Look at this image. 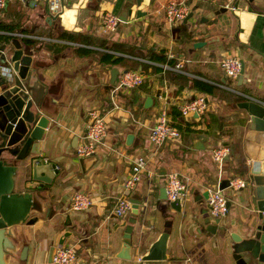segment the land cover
I'll return each mask as SVG.
<instances>
[{
    "label": "crops",
    "instance_id": "0c3cea01",
    "mask_svg": "<svg viewBox=\"0 0 264 264\" xmlns=\"http://www.w3.org/2000/svg\"><path fill=\"white\" fill-rule=\"evenodd\" d=\"M210 1L187 0L188 13L193 14L175 26L164 19L167 0H63V6L58 0L59 12L50 10V14L43 8L44 0H12L0 9V23L12 27L0 29V34L11 35L6 45L16 31L28 34L32 47L44 41L53 44L52 50L40 47L52 100L47 104L51 109L44 112L51 119L50 126L37 145L39 154L59 170L51 188L45 186L43 193L47 192L44 205H59L60 209L49 218H39L38 226L11 227L18 251L27 244L30 249L23 257L8 254V264H54L51 249L58 246L65 231L69 233L62 244L74 245L78 264H234L222 234L203 229L202 219L210 215L207 200L194 201L193 190L204 193L224 178L245 184L250 164L258 158L259 133L248 128L249 117L236 106L242 99L235 100V94L264 102V73L250 64L251 57L259 56L255 49H262L259 30L252 23L262 15L257 16L244 0H215L211 6ZM220 5L224 11L201 21ZM104 10L125 15L126 21L120 20L113 31L101 32ZM199 40L206 44L194 47L192 43ZM225 55L243 60L240 83L237 76L230 78L220 68L219 60ZM180 60L184 68H173ZM114 67L118 74L127 68L143 74L140 85L119 93L118 108L112 107L109 97ZM200 94L207 98L206 112L183 116L178 106ZM147 96L151 101L145 104ZM163 106L181 136L152 145L148 131ZM91 109L106 114L107 132L94 153L97 160L87 161L83 170L76 148L83 140ZM128 133L133 135L129 143ZM221 145L230 151L219 168L212 150ZM137 155H144L147 164L128 193L141 203L130 237L131 257L122 258L118 253L123 246V222L132 208L118 217L114 204L124 193L122 182ZM21 171L15 177L18 190L24 189L25 173ZM171 171L178 172L187 186L181 211L170 208L167 197H161L160 189ZM75 191L91 194L94 203L83 210L68 209ZM223 192L231 205L221 222L225 229L242 233L238 200L242 192L230 186ZM167 223V257L137 261Z\"/></svg>",
    "mask_w": 264,
    "mask_h": 264
},
{
    "label": "water",
    "instance_id": "95a60500",
    "mask_svg": "<svg viewBox=\"0 0 264 264\" xmlns=\"http://www.w3.org/2000/svg\"><path fill=\"white\" fill-rule=\"evenodd\" d=\"M250 10L262 15L261 20L253 21L259 30L262 49H255L259 55L251 57V66L264 73V0H244ZM262 3L261 5H255ZM216 4L210 1V6ZM63 6V0H61ZM50 0H44V10L50 14ZM224 6L211 8L201 21L205 22L209 17L224 11ZM59 10L57 11V13ZM193 11L188 13L184 20L192 16ZM121 21H126V16H119ZM194 47L206 44L205 40L192 43ZM52 50L53 44L44 41L36 47L26 43L24 38L14 36L9 44H0V264H8V254L19 253L21 257L30 249V245H23L18 251L16 243L11 238V227L16 224L39 225V218H49L55 210L60 209L44 205L45 186L51 188L58 168L56 163L44 158L39 154L37 142L41 140L46 128L50 126V117L44 112L51 108L47 104L52 100V84L49 83L47 74L43 69L47 66L43 63L40 55H44L41 48ZM2 60V61H1ZM118 69L111 70V83L118 75ZM244 62L241 60V68L237 75L239 83L242 81ZM151 101L147 96L145 104ZM236 106L244 109L249 117L248 128L259 133L258 158L250 164V170L243 186L238 187L242 193L238 195L239 208L243 219L242 233L229 231L221 222V217L213 220L210 215L203 217V229L222 234L225 240L226 252L231 255L234 264H264V102L244 95V99L237 101ZM132 133L126 135V142L132 139ZM262 146V147H261ZM97 155L91 154L78 157L83 170L85 163L95 162ZM23 170L24 189H16L15 177ZM230 186V179L224 178L219 183V188L225 190ZM161 197L166 198L165 187L160 189ZM198 189L193 190L194 201L202 202L207 198L208 189L199 194ZM198 195V196H197ZM230 197V196H229ZM132 202L131 216L123 222V246L118 256L130 258V237L133 223L136 220L138 207L141 203L139 198L129 197ZM181 200H171L168 206L175 211L182 210ZM231 199L227 197L229 209ZM170 223L149 245L142 260H161L167 257V239ZM65 231L58 240L62 244ZM56 247H52L51 254Z\"/></svg>",
    "mask_w": 264,
    "mask_h": 264
},
{
    "label": "built area",
    "instance_id": "2783aa9c",
    "mask_svg": "<svg viewBox=\"0 0 264 264\" xmlns=\"http://www.w3.org/2000/svg\"><path fill=\"white\" fill-rule=\"evenodd\" d=\"M12 0H0V9L4 8L8 2ZM58 0H50V10L55 13ZM226 6L232 5L228 3ZM189 3L187 0H167L164 5V19L169 26H175L180 23L189 12ZM120 22L117 14L109 10L101 13L99 30L101 32H110L116 29ZM16 37H27L28 34L16 31L12 33ZM42 38V37H38ZM44 39V37L42 38ZM1 58V49H0ZM219 66L224 74L230 78H235L241 68V59L237 55H225L220 58ZM175 69H183L184 61L180 60L172 65ZM143 82V74L138 70L127 68L123 69L118 75L114 83L109 87V97L113 108L119 107L118 95L121 92L128 91L140 85ZM183 116L196 114L202 115L208 109V101L205 95L200 94L189 99L178 106ZM89 122L86 127L83 140L76 148L77 156H87L97 152L99 145L107 132L106 114L99 109H91L88 113ZM181 136L179 129L171 124L169 112L163 106L157 116V119L148 131V140L152 145H159L166 140H178ZM230 147L221 145L212 150V158L219 168L222 166L226 156L229 154ZM147 158L144 155H137L131 163L130 171L122 182L123 195L118 197L114 204V213L118 217L124 216L131 208L132 202L128 197V193L140 181L144 171L146 170ZM56 167H58L56 165ZM244 182L239 179H230V187L238 188L243 186ZM166 197L171 200H183L187 192V186L183 178L178 172L171 171L166 174L164 180ZM208 211L212 218L223 217L228 212L227 195L219 188V184L208 188V196L206 198ZM94 203V197L84 191H75L72 196L68 209L83 210ZM79 258L74 245L60 244L56 246L52 256L54 264H78ZM140 256L137 261H140ZM93 264V263H89Z\"/></svg>",
    "mask_w": 264,
    "mask_h": 264
},
{
    "label": "trees",
    "instance_id": "16d2710c",
    "mask_svg": "<svg viewBox=\"0 0 264 264\" xmlns=\"http://www.w3.org/2000/svg\"><path fill=\"white\" fill-rule=\"evenodd\" d=\"M0 29H3V30H12V27L10 25H7V24H4V23H0ZM14 37V36H12ZM21 38H24L25 41H30L31 39H29L28 37H21ZM11 39V35H7V34H0V43H7L9 40ZM120 57H118L116 60H118ZM202 88L206 89V90H210V87L206 86H201ZM235 100H239V99H243L241 95L239 94H235ZM203 119V118H201ZM179 128L181 127L180 125H177Z\"/></svg>",
    "mask_w": 264,
    "mask_h": 264
},
{
    "label": "rangeland",
    "instance_id": "374dc122",
    "mask_svg": "<svg viewBox=\"0 0 264 264\" xmlns=\"http://www.w3.org/2000/svg\"><path fill=\"white\" fill-rule=\"evenodd\" d=\"M227 189V188H226Z\"/></svg>",
    "mask_w": 264,
    "mask_h": 264
}]
</instances>
